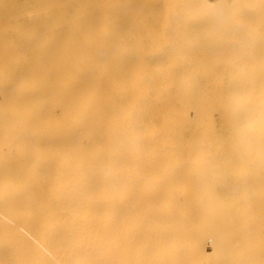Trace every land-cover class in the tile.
<instances>
[{"label": "bare ground", "instance_id": "1", "mask_svg": "<svg viewBox=\"0 0 264 264\" xmlns=\"http://www.w3.org/2000/svg\"><path fill=\"white\" fill-rule=\"evenodd\" d=\"M0 264H264V0H0Z\"/></svg>", "mask_w": 264, "mask_h": 264}]
</instances>
